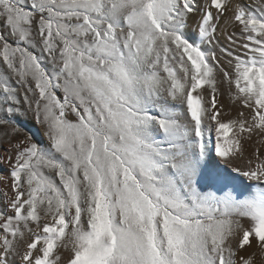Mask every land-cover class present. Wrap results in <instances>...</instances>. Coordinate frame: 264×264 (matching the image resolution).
<instances>
[{
    "label": "snow or ice",
    "instance_id": "snow-or-ice-1",
    "mask_svg": "<svg viewBox=\"0 0 264 264\" xmlns=\"http://www.w3.org/2000/svg\"><path fill=\"white\" fill-rule=\"evenodd\" d=\"M0 264H264V0H0Z\"/></svg>",
    "mask_w": 264,
    "mask_h": 264
}]
</instances>
